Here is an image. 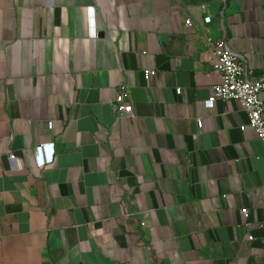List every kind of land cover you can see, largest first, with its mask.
I'll list each match as a JSON object with an SVG mask.
<instances>
[{
    "label": "crops",
    "instance_id": "obj_1",
    "mask_svg": "<svg viewBox=\"0 0 264 264\" xmlns=\"http://www.w3.org/2000/svg\"><path fill=\"white\" fill-rule=\"evenodd\" d=\"M223 5L0 0V264H264V144L184 25L264 79V0Z\"/></svg>",
    "mask_w": 264,
    "mask_h": 264
},
{
    "label": "built area",
    "instance_id": "obj_2",
    "mask_svg": "<svg viewBox=\"0 0 264 264\" xmlns=\"http://www.w3.org/2000/svg\"><path fill=\"white\" fill-rule=\"evenodd\" d=\"M223 8L225 7V0ZM222 8V10H224ZM203 11L206 4L201 5ZM223 12V11H221ZM220 12V13H221ZM211 16H204L200 22L187 19L184 22L186 28L195 34L201 35L205 46L211 51L215 59V69L221 76L219 84L212 87L211 96L205 102L207 109L212 108L216 100L235 101L246 116L243 128L252 130L254 136L264 144V79L253 78V72L246 66L243 59L234 53L223 39H215L211 36L209 26ZM155 75L154 71H145V80H150ZM130 88L122 85L118 88L113 102L114 116L133 118L134 112L129 99ZM179 93V91H177ZM197 127L201 129V121H197ZM36 165L39 168L47 167L54 162L53 144H42L34 149ZM11 162H16L13 155L9 156ZM243 214L246 210L242 211ZM251 240V238H248Z\"/></svg>",
    "mask_w": 264,
    "mask_h": 264
}]
</instances>
